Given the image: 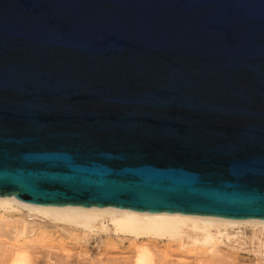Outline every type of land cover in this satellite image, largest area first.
<instances>
[{
	"label": "water",
	"instance_id": "obj_1",
	"mask_svg": "<svg viewBox=\"0 0 264 264\" xmlns=\"http://www.w3.org/2000/svg\"><path fill=\"white\" fill-rule=\"evenodd\" d=\"M0 197L264 219V0H0Z\"/></svg>",
	"mask_w": 264,
	"mask_h": 264
},
{
	"label": "bare ground",
	"instance_id": "obj_2",
	"mask_svg": "<svg viewBox=\"0 0 264 264\" xmlns=\"http://www.w3.org/2000/svg\"><path fill=\"white\" fill-rule=\"evenodd\" d=\"M26 208L30 213L63 224L70 230L89 235L98 228L105 229L110 221L114 232L120 237L139 241H157L166 238L178 242L190 253L212 249L218 243L217 233L222 228L238 224L260 226L264 219H228L215 216L191 215L171 212H146L115 207L52 206L21 202L10 197H0V242L21 248L26 244L42 245L47 241L45 220L39 221L29 215L5 213L8 210ZM69 226V227H67ZM217 229V233L213 229ZM189 246V247H188ZM264 254V252H263ZM11 264H30L24 252H17ZM134 264H156L155 253L149 246L137 248Z\"/></svg>",
	"mask_w": 264,
	"mask_h": 264
},
{
	"label": "rangeland",
	"instance_id": "obj_3",
	"mask_svg": "<svg viewBox=\"0 0 264 264\" xmlns=\"http://www.w3.org/2000/svg\"><path fill=\"white\" fill-rule=\"evenodd\" d=\"M5 213L36 217L47 225V241L42 245L26 244L21 248L0 242V264H11L17 252H24L30 264H134L138 247L149 246L155 253L156 264H264V230L260 226L238 224L222 228L218 243L212 249L187 251L178 242L166 238L139 241L118 236L110 221L89 235L70 230L63 224L36 216L26 208ZM69 227V226H67ZM189 247V246H188Z\"/></svg>",
	"mask_w": 264,
	"mask_h": 264
}]
</instances>
